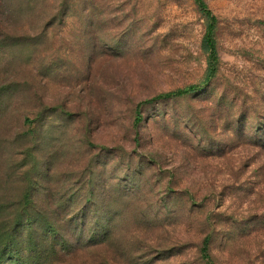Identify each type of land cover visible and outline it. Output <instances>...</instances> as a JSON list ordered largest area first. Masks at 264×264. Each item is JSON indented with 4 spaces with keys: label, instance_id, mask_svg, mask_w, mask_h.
<instances>
[{
    "label": "rangeland",
    "instance_id": "1",
    "mask_svg": "<svg viewBox=\"0 0 264 264\" xmlns=\"http://www.w3.org/2000/svg\"><path fill=\"white\" fill-rule=\"evenodd\" d=\"M204 1L214 72L195 0H0V264H264V0Z\"/></svg>",
    "mask_w": 264,
    "mask_h": 264
},
{
    "label": "trees",
    "instance_id": "2",
    "mask_svg": "<svg viewBox=\"0 0 264 264\" xmlns=\"http://www.w3.org/2000/svg\"><path fill=\"white\" fill-rule=\"evenodd\" d=\"M195 2L198 4L199 8L203 12V14L207 18V26H206V32L203 37V49L206 50L207 52L210 53V64H209V69L211 72L215 71V59L217 56V45H216V39H215V29H216V24H217V18L215 14L212 12V10L207 6L206 2L204 0H195ZM198 89L197 85H192L186 89H181L178 91L166 93V94H160L156 96L154 99H161V98H166L170 96H175V95H181L188 93L190 91H194ZM141 113L140 111H137V122L141 120ZM209 241V238H206L203 242V255L205 256V250L207 243Z\"/></svg>",
    "mask_w": 264,
    "mask_h": 264
}]
</instances>
